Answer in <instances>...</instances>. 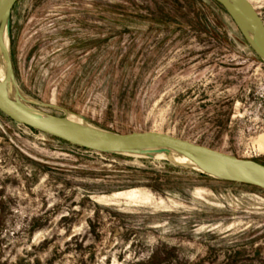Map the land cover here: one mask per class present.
Masks as SVG:
<instances>
[{
    "label": "rangeland",
    "instance_id": "rangeland-1",
    "mask_svg": "<svg viewBox=\"0 0 264 264\" xmlns=\"http://www.w3.org/2000/svg\"><path fill=\"white\" fill-rule=\"evenodd\" d=\"M248 1L264 23V0ZM5 34L26 107L264 164V61L222 6L19 0ZM199 174L177 154L85 150L0 113V264H264V191Z\"/></svg>",
    "mask_w": 264,
    "mask_h": 264
},
{
    "label": "water",
    "instance_id": "water-1",
    "mask_svg": "<svg viewBox=\"0 0 264 264\" xmlns=\"http://www.w3.org/2000/svg\"><path fill=\"white\" fill-rule=\"evenodd\" d=\"M18 1L0 0V54L4 59L5 76L10 77L13 81L14 77L9 54L4 44V35L8 27L10 12ZM214 1L225 9L247 43L264 61V23L255 8L248 0ZM240 25H244L251 30L254 42L246 37ZM18 94L20 103L13 101L0 83V113L12 122L31 130L46 134L75 147L100 153H173L189 160L194 166L206 161L221 175L217 176L198 170L201 174L220 180L250 185L264 191V165L255 161L239 159L163 133L134 132L117 134L90 127L85 123L72 122L67 118L51 117L26 107L19 92Z\"/></svg>",
    "mask_w": 264,
    "mask_h": 264
},
{
    "label": "bare ground",
    "instance_id": "bare-ground-1",
    "mask_svg": "<svg viewBox=\"0 0 264 264\" xmlns=\"http://www.w3.org/2000/svg\"><path fill=\"white\" fill-rule=\"evenodd\" d=\"M240 28H241L242 32L246 35V37L251 42H254L253 34H252L251 30L249 28H247L246 26H244V25H240ZM5 46H7V45L5 44ZM0 83L2 84V86H3L4 90L6 91V93L8 94V96L13 101H16L17 103H20V98H19V94H18L19 90L17 89L14 81L10 77H8V76L7 77L6 76L3 77V74L1 72V70H0ZM37 114L42 115L40 113H37ZM67 120L74 122V120L72 118H68ZM77 121L78 122H76V121L75 122L76 123H79V124L83 123L80 119H78ZM261 141H262L261 143L264 142V137L261 138ZM195 168L197 170L201 171V172L212 173V174L217 175V176H220L221 175L217 170H215L214 168H212L206 161H202L201 163H199L198 166H195Z\"/></svg>",
    "mask_w": 264,
    "mask_h": 264
},
{
    "label": "trees",
    "instance_id": "trees-1",
    "mask_svg": "<svg viewBox=\"0 0 264 264\" xmlns=\"http://www.w3.org/2000/svg\"><path fill=\"white\" fill-rule=\"evenodd\" d=\"M215 6H218L219 8H220V5L218 4V3H216L214 0H210ZM256 162V161H255ZM258 164H261V163H259V162H257ZM261 165H264V164H261ZM200 176H205V175H203V174H199Z\"/></svg>",
    "mask_w": 264,
    "mask_h": 264
}]
</instances>
